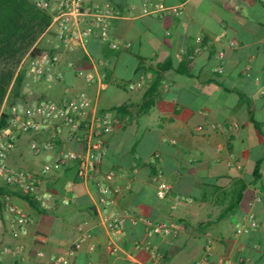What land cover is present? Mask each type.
Returning <instances> with one entry per match:
<instances>
[{
  "label": "crops",
  "instance_id": "1",
  "mask_svg": "<svg viewBox=\"0 0 264 264\" xmlns=\"http://www.w3.org/2000/svg\"><path fill=\"white\" fill-rule=\"evenodd\" d=\"M110 1L122 14L110 25L111 37L129 41L130 47L113 50L107 41L93 38L84 49L68 53L74 68L64 69L60 82H34L29 89L33 97H61L66 87L83 89L99 110L110 112L115 128L104 136L107 149L100 171L82 179L71 163L48 172L41 179L50 196L44 209L7 188L11 201L30 218L27 233L17 238L0 194V259L43 264L37 253L68 252L78 235L76 224L83 222L89 236L70 254L75 264H190L202 258L264 264V2ZM158 1L181 4L182 11L142 14L144 3ZM219 51L222 72L214 70ZM157 65L166 69L159 71L155 101L143 113ZM139 79L140 88L128 87ZM48 135V130L19 134L6 164L39 170L51 153L35 155L30 143H42ZM60 143L85 152L65 127ZM109 168L115 169L110 185L130 188L115 197L114 206L103 207L96 182ZM158 169L172 196L182 195L183 201L156 196ZM116 208L123 231L118 249L109 252L102 219ZM250 211L257 228L238 232L248 225ZM156 221L172 224L173 230L151 232L150 222ZM15 243L24 245L20 254L2 251ZM136 244L154 246L157 256Z\"/></svg>",
  "mask_w": 264,
  "mask_h": 264
},
{
  "label": "built area",
  "instance_id": "2",
  "mask_svg": "<svg viewBox=\"0 0 264 264\" xmlns=\"http://www.w3.org/2000/svg\"><path fill=\"white\" fill-rule=\"evenodd\" d=\"M264 2V0H259ZM37 7L44 10L50 21L38 40H44V46L33 45L23 56L18 66L24 74L37 82H60L64 76V69H73L74 62L67 58L69 52L75 49H84L87 42L93 38L107 41L113 50L129 48V41H121L111 37L110 25L116 18L121 17V11L110 0H34ZM181 4L168 5L158 1L149 5L144 3L142 14H179ZM234 45V41L229 42ZM34 46L38 47L35 50ZM219 63L215 66L216 72H222L221 60L223 52L217 53ZM77 75L83 71L75 69ZM142 80L128 84L130 89H138ZM9 118L6 127L0 130V179L6 188L17 191L22 196H29L39 208L49 206V194L42 190L41 179L48 172L62 169L73 163L76 173L82 179H88L100 171L102 157L107 149L104 136L112 132L115 122L108 111L99 110L94 98L83 89L65 88L61 97L38 96L31 99L17 101L8 108ZM65 127L74 141L83 145L85 152H78L60 143V129ZM49 131L48 138L42 143L32 141L30 149L38 155L42 151L51 153L39 170L14 168L6 164L5 158L13 150L16 140L21 133ZM115 169L109 168L104 172L103 179H98V203L103 207L114 206L115 197L130 188L129 184H113ZM156 181L155 194L159 199L173 198L183 201L184 196L171 194V185L163 179L162 171L158 169L154 174ZM3 202L12 216L13 237L27 233L30 222L28 215L11 201L8 192L2 194ZM248 225L239 226L237 231H252L258 226L255 214H247ZM102 227L106 233L107 248L109 252H116L122 235L123 226L119 209L102 219ZM77 238L71 244L68 252L45 257L42 251L37 255L44 258L43 264H75L70 254L79 248L89 236V230L83 222L76 224ZM173 225L165 221L150 222V231L159 234H169ZM138 248L145 249L150 257L157 256L154 246L149 244H136ZM24 250L22 243L14 247L4 246L3 252L20 254ZM22 264V263H19ZM87 264H94L89 261ZM190 264H237L225 259L214 262L202 258Z\"/></svg>",
  "mask_w": 264,
  "mask_h": 264
},
{
  "label": "trees",
  "instance_id": "3",
  "mask_svg": "<svg viewBox=\"0 0 264 264\" xmlns=\"http://www.w3.org/2000/svg\"><path fill=\"white\" fill-rule=\"evenodd\" d=\"M49 21V15L37 7L34 0H0V130L8 124V108L12 104L35 97L22 92L25 74L23 70L16 72V66L20 57L34 45L36 38L44 31ZM34 48L38 50V47ZM164 69L165 66L157 65L156 79L144 95L141 112H147L153 105L159 71ZM176 70L188 73L187 70L180 68ZM3 104L6 106L5 110L1 109ZM258 165L259 162L256 168ZM6 190L4 184L0 186L1 196L7 192ZM20 196L31 206L38 207L29 196Z\"/></svg>",
  "mask_w": 264,
  "mask_h": 264
},
{
  "label": "rangeland",
  "instance_id": "4",
  "mask_svg": "<svg viewBox=\"0 0 264 264\" xmlns=\"http://www.w3.org/2000/svg\"><path fill=\"white\" fill-rule=\"evenodd\" d=\"M39 36L36 38V41L34 42V45H36V46H44L46 44V42L44 40H38ZM24 55L25 54H23L20 57L19 61H18V64L16 66V72H18L19 70H22V69H18V66H19L20 61H21V59L23 58ZM34 82H37V81H34L31 77H29L27 75H24V82H23L22 92L25 93L27 96H33L32 95L33 93H30L29 89H31V87L33 86L32 84ZM37 83H40V82H37ZM32 90H33V88H32ZM1 109L5 110L6 106L3 104ZM15 245H16V243L11 245L10 247H14ZM0 264H19V262L13 261L12 259L10 261H2V259H0Z\"/></svg>",
  "mask_w": 264,
  "mask_h": 264
}]
</instances>
